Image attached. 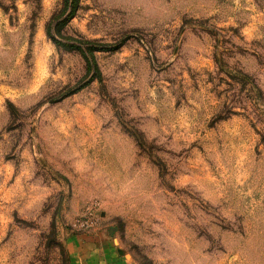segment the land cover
<instances>
[{"label": "rangeland", "instance_id": "374dc122", "mask_svg": "<svg viewBox=\"0 0 264 264\" xmlns=\"http://www.w3.org/2000/svg\"><path fill=\"white\" fill-rule=\"evenodd\" d=\"M64 3L0 0V264H264V0Z\"/></svg>", "mask_w": 264, "mask_h": 264}, {"label": "trees", "instance_id": "16d2710c", "mask_svg": "<svg viewBox=\"0 0 264 264\" xmlns=\"http://www.w3.org/2000/svg\"><path fill=\"white\" fill-rule=\"evenodd\" d=\"M64 2H65L64 3L65 6L69 7V5L72 4V7L74 8L73 13H71L70 17L68 18V19H70V18L72 19L76 13L77 6H78L80 0H64Z\"/></svg>", "mask_w": 264, "mask_h": 264}, {"label": "crops", "instance_id": "0c3cea01", "mask_svg": "<svg viewBox=\"0 0 264 264\" xmlns=\"http://www.w3.org/2000/svg\"><path fill=\"white\" fill-rule=\"evenodd\" d=\"M89 252H90V250H89ZM86 257H87V259H88V262H87V263H88V264L92 263V262H93V250H91L90 255L87 254Z\"/></svg>", "mask_w": 264, "mask_h": 264}]
</instances>
